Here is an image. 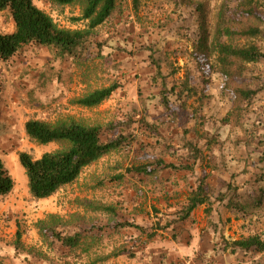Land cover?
Returning <instances> with one entry per match:
<instances>
[{
	"label": "rangeland",
	"instance_id": "rangeland-1",
	"mask_svg": "<svg viewBox=\"0 0 264 264\" xmlns=\"http://www.w3.org/2000/svg\"><path fill=\"white\" fill-rule=\"evenodd\" d=\"M226 1L231 9L240 2ZM34 2L60 28H88L87 22L74 21L82 16L80 4L56 8L49 0ZM224 2L144 0L140 11L135 14L132 0H120L123 14L93 32L89 49L82 57L54 62L48 49L32 47L12 60L22 66L27 65L32 73L26 71L27 75L23 74L22 83L18 85V81L6 89L0 85V90H3L0 92V158L15 182L12 193L0 198V264H157L166 252L174 258L186 259L192 244L189 248L184 246L186 244L178 246L176 235L182 225L174 232L160 231L153 240L134 229L117 232L114 228L126 220L152 233L159 227V220L172 215L187 202L198 181L204 177L214 188L215 197L227 192L228 183H246L251 188L256 187L254 180L258 171L253 165H259L263 148L258 145L264 140V60L258 64H241L243 75L235 78V88L245 87L247 82L252 88L262 89L251 104L244 103L235 110V97L227 90L225 80L214 75L205 96L187 100V110L181 113L180 121L162 118L165 124L160 129L161 140L163 144L172 146L171 152L165 146L157 145L156 140L138 133L143 146L136 145L128 153H113L101 159L86 168L76 183L62 189L55 197L42 201L31 196L28 179L19 160L21 153L40 159L45 153L63 148L59 144L42 146L33 142L25 132V124L30 120L53 124L61 120L75 121L106 127L126 122L138 114L142 117L145 115L144 104L151 121L161 117V85L153 82L156 71L147 48H157L156 56L162 63L169 88L191 76L193 85L203 90V80L192 57L194 41L198 37L197 24L204 15L206 27L213 37ZM259 10L264 15V1ZM247 25L264 29L256 22H245L244 26ZM14 30L11 14L0 12V33H12ZM232 43L241 46L257 44L264 52V38L234 40ZM1 65L8 70L9 64ZM43 72L47 74L46 79H40ZM116 82L122 83L123 87L99 107L83 108L74 104L75 100ZM172 99L175 101V96ZM231 112V125L225 126L224 119ZM193 115H198L197 119L192 118ZM209 137L223 143V149L211 142L208 146L206 138L210 141ZM109 138L111 135L106 133L104 140ZM237 138L240 140L236 144ZM187 140L203 149L205 155L210 154L209 149L214 150L215 165L205 159L204 163L196 166L194 173L167 171L161 177H137L129 173L134 167L152 166L159 158L170 164L181 163L177 153L183 152ZM245 140H253V145L243 143ZM221 159L224 162L219 169L217 166ZM245 169H248L247 173ZM213 202L211 217L206 213L209 207H201L195 213V220L203 226L200 227L202 233L209 232L215 246L216 242L221 244L222 234L227 241L233 242L264 232V215H255L247 220L236 219L225 205L215 202V199ZM220 217V225L217 229L212 228L210 218L217 224ZM41 222L71 233L78 227L107 231L90 254L78 252L80 257L63 259L45 242L39 229ZM19 232L22 238L17 250ZM193 247L198 246L193 244ZM223 247L222 243L220 250ZM123 250L136 252L137 257L116 256ZM239 254L232 258L221 251L206 259L204 264L238 263V259L243 257L264 264V253H255L256 256Z\"/></svg>",
	"mask_w": 264,
	"mask_h": 264
},
{
	"label": "trees",
	"instance_id": "trees-1",
	"mask_svg": "<svg viewBox=\"0 0 264 264\" xmlns=\"http://www.w3.org/2000/svg\"><path fill=\"white\" fill-rule=\"evenodd\" d=\"M144 0H132L133 10L138 14ZM150 1V0H148ZM264 0H240L234 9L225 0L220 8L217 18L216 29L211 37L207 27L206 18L201 16L198 21V37L194 41L192 57L197 65V73L202 78L203 90L194 86V78H188L180 83H174L171 88L168 86L167 76L163 72L162 63L156 56L157 48L150 47L151 63L155 67L154 83L161 85L159 93L160 104L163 110L161 117L150 120L144 104L145 115L140 114L129 117L126 122L110 124L106 127L98 125H85L75 121H58L49 123L41 120H30L25 124L26 135L35 143L48 146L51 144L62 145L63 148L45 153L40 159H35L28 153L19 155L20 163L25 170L28 179V187L31 196L36 201L48 200L55 197L62 189L76 183L84 170L101 159L113 153H128L136 145L143 146L139 140L138 133L156 140V144L165 146L168 151H173L172 146L161 140L160 129L165 122L162 118L176 122L180 121L181 113L187 110V100L195 96H205L211 86L212 76L219 75L226 82L227 90L235 97V110L238 106L252 101L262 91L259 87H251L245 82V87H234L235 78L242 76L241 64H258L264 60V52L257 44L239 45L232 43L234 40H250L264 38V29L251 25L244 26L245 22H256L264 26V15L259 10ZM56 8H65L80 4L83 8L82 16L74 19L75 22L85 21L88 28L85 30H67L60 28L54 19L40 9L34 0H0V12H9L14 21L15 30L12 33H0V64L7 63L17 56L23 54L28 48L41 47L50 51L54 62L64 61L67 58L78 59L89 49L90 39L93 32L113 19L123 14L120 0H49ZM241 24V25H240ZM46 73L40 74V79H46ZM122 83H112L110 86L95 90L90 94L74 101V104L83 108H96L110 100L121 88ZM176 98L174 101L172 97ZM202 98V97H201ZM197 114V113H196ZM233 112L224 119V125L230 126ZM197 119L198 115L192 118ZM137 132V135H136ZM109 133L112 138L104 140V135ZM188 134V132H186ZM206 138L207 145L214 143L223 149L224 144L217 138ZM208 139V140H207ZM236 144L239 138L236 139ZM188 141V140H187ZM245 140L243 143H245ZM247 145H253L246 142ZM245 143V144H246ZM230 144V142H229ZM245 147H248V146ZM183 152H178L177 159L181 163H167L165 159L155 160L152 166H139L129 170V173L137 177H161L165 172L173 173H194L198 164L208 159L213 163L215 158L214 150L209 149L210 154L205 155L204 150L194 142L188 141L183 145ZM258 147L263 148V154L259 159V165L253 166L257 169L254 183L256 187L249 184L226 185L227 192H221L215 197V190L206 177L198 181L197 187L192 190L187 202L179 210L165 219L159 220V227L152 233L140 225L126 221L117 225L114 230L124 231L134 229L140 234L147 235L149 240L155 239L159 232H174L175 228L194 221V213L201 207H209L206 210L208 217H211L212 207L215 202L225 205L226 209L236 215V219L247 220L255 215H264V140L259 142ZM174 153H176L174 151ZM251 158V157H250ZM249 158V159H250ZM185 159V160H184ZM217 168L221 169L222 162ZM207 162V161H206ZM217 164V163H216ZM215 165V163H213ZM248 169H245V172ZM247 173V172H246ZM224 186V185H223ZM15 182L7 170L3 160L0 158V198L9 196L14 190ZM212 228L220 225L222 218L216 224L212 221ZM195 224V222H193ZM40 233L45 242L53 251L63 259L69 257H80L78 252L85 255L90 254L94 246L102 239L103 233L99 228L78 227L74 232L60 231L46 222L40 223ZM214 231V230H213ZM186 232L181 229L176 235L178 238ZM214 231V237L217 233ZM222 234V233H221ZM21 234L17 236L18 250L21 245ZM218 241V240H217ZM215 242V241H214ZM224 244L220 250L221 244ZM221 244L216 242L217 253L230 252L231 255L243 253L246 256H254L255 253H264V232L260 231L252 236L244 237L233 242L221 235ZM99 247V246H97ZM121 252V251H120ZM116 256H129L136 258L137 253L131 250H123ZM161 264H178V262H167V255L161 256ZM159 264V263H157Z\"/></svg>",
	"mask_w": 264,
	"mask_h": 264
},
{
	"label": "crops",
	"instance_id": "crops-1",
	"mask_svg": "<svg viewBox=\"0 0 264 264\" xmlns=\"http://www.w3.org/2000/svg\"><path fill=\"white\" fill-rule=\"evenodd\" d=\"M7 64H9L8 70H4L2 65L0 67V85H3L4 89H6L8 86H11V85L13 86L15 84V82H17V81H18V83L16 85L22 83L21 78L23 77V74L27 75L26 71L31 72L30 69H28L27 65L22 66V65H20V63L12 62V60L7 62ZM2 91L3 90H0V92H2ZM195 213L193 215V219H194L193 222H195V224L192 221H190V222H188L182 226L180 225L181 229H186V232H184L182 235H180L177 238L178 246H183L184 244H186L184 246H186V248H189V246H191V244H192V247H191V249H189V253L187 254V258L182 259V258H180V256H177L176 258H174L171 255V253L166 252V255L168 257L167 262L170 263V262L176 261V262H180L182 264L184 262H186L187 264H189L188 262H190V264H194L196 262L197 264H204L206 259H209L213 254L217 253L215 251L213 240H211V238H210L209 232L202 233L200 231V227H203V226L200 225V222L195 220ZM185 235H187L188 237L185 238ZM192 241L194 243H192ZM193 244H194V246L197 245L198 247L194 248ZM222 253L226 254V252H224V251ZM228 254H230V257H232V258L235 256V255H231L230 252H228ZM256 255H259V254L257 253ZM238 260H239L238 263L232 262L230 264H259V263L254 262L255 259L251 260V259H248L246 257L240 258ZM161 262H162V258L159 260V264H161ZM211 264H213V263H211ZM214 264H220V263L215 262Z\"/></svg>",
	"mask_w": 264,
	"mask_h": 264
}]
</instances>
